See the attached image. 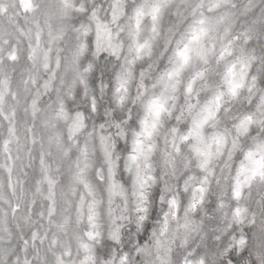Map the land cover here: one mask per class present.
Wrapping results in <instances>:
<instances>
[{"label": "clouds", "instance_id": "obj_1", "mask_svg": "<svg viewBox=\"0 0 264 264\" xmlns=\"http://www.w3.org/2000/svg\"><path fill=\"white\" fill-rule=\"evenodd\" d=\"M155 3L0 0V264H264V0Z\"/></svg>", "mask_w": 264, "mask_h": 264}, {"label": "snow or ice", "instance_id": "obj_2", "mask_svg": "<svg viewBox=\"0 0 264 264\" xmlns=\"http://www.w3.org/2000/svg\"><path fill=\"white\" fill-rule=\"evenodd\" d=\"M21 2L23 3L25 9L30 7V0H21ZM166 4H167V0H156L155 6L150 9L152 19L154 21H157L159 19ZM139 14L141 13H138V15ZM197 23L199 25H204L205 19H200ZM191 32H192L191 39L187 43L183 41L178 43L177 50L175 52V56L178 60V66L175 70L176 73H178L182 69L183 66L187 65L190 62L192 58V51H193L191 45L194 42L199 41L203 37H205L208 34V28L193 26L191 29ZM180 44H183V47H180ZM145 47L146 45H140L138 48V51H142ZM15 58H16L15 56L12 57L13 60ZM235 87H238V85L234 84L233 90L235 89ZM189 91H191V89H189ZM151 107L157 109L156 114L159 115V111L162 109V106L159 105L158 102H153ZM241 128L247 131V127L245 123L241 124ZM248 159L252 166L253 175H255L258 171L264 169V156L260 158H256L254 153L249 152ZM49 183H51V181H49ZM237 189L238 190L236 191L235 195L239 197L241 194L239 191V185H237ZM243 242H244L243 240L240 241L241 244H243ZM23 243L25 245H28L30 242L28 240H25ZM39 243L40 242L36 240V237L33 236L31 244L34 250H38ZM25 250L27 251V248ZM246 255L247 253L245 252V253H242L240 256H237L235 253V250H233L232 252L229 253L228 259L232 261V264H244V259ZM37 259L39 258L37 257ZM25 264H27V260L25 261ZM222 264H226V262H222Z\"/></svg>", "mask_w": 264, "mask_h": 264}]
</instances>
